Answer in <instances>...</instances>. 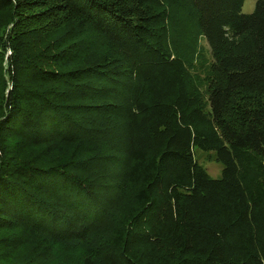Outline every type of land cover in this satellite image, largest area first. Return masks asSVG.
Instances as JSON below:
<instances>
[{
  "label": "trees",
  "instance_id": "trees-1",
  "mask_svg": "<svg viewBox=\"0 0 264 264\" xmlns=\"http://www.w3.org/2000/svg\"><path fill=\"white\" fill-rule=\"evenodd\" d=\"M245 1L0 0V264L63 244L80 264L89 245L104 264H264V0ZM175 12L214 56L205 99Z\"/></svg>",
  "mask_w": 264,
  "mask_h": 264
},
{
  "label": "rangeland",
  "instance_id": "rangeland-1",
  "mask_svg": "<svg viewBox=\"0 0 264 264\" xmlns=\"http://www.w3.org/2000/svg\"><path fill=\"white\" fill-rule=\"evenodd\" d=\"M257 0H246L243 7V14H252L255 9ZM0 29L6 38L10 25L7 24L4 16L0 15ZM173 52L178 55L186 64V72L188 76L187 84L191 94L198 95L204 99L207 97L209 89L212 85L219 81V77L215 71V59L207 42L199 37L193 26L178 12L174 13V23L172 28ZM9 53V52H8ZM246 96V103L249 106L255 105L258 100L255 97ZM197 162L205 168L210 177L216 179L221 175V165L216 162L213 153H201L195 151ZM56 246L51 264H80L77 259L81 254L79 245L63 244ZM98 247L89 245L88 253L91 264H104L96 256ZM85 264V263H82Z\"/></svg>",
  "mask_w": 264,
  "mask_h": 264
}]
</instances>
